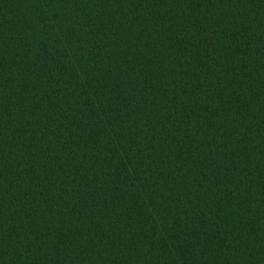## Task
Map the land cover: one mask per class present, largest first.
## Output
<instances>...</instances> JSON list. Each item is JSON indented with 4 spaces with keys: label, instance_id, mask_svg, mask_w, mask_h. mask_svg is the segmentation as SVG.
I'll return each instance as SVG.
<instances>
[{
    "label": "trees",
    "instance_id": "obj_1",
    "mask_svg": "<svg viewBox=\"0 0 264 264\" xmlns=\"http://www.w3.org/2000/svg\"><path fill=\"white\" fill-rule=\"evenodd\" d=\"M0 264H264V0H0Z\"/></svg>",
    "mask_w": 264,
    "mask_h": 264
}]
</instances>
